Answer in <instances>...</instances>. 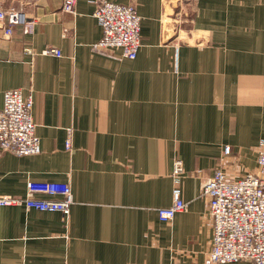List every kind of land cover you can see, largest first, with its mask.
Instances as JSON below:
<instances>
[{"label":"crops","instance_id":"obj_1","mask_svg":"<svg viewBox=\"0 0 264 264\" xmlns=\"http://www.w3.org/2000/svg\"><path fill=\"white\" fill-rule=\"evenodd\" d=\"M99 1L68 13L64 0H0L30 21L11 35L0 23V110L8 90L32 95L42 143L37 155L0 150V195L66 182L75 198L68 221L0 207V264H206L202 185L219 168L253 172L264 140V0H108L142 16L135 60L96 50ZM179 157L188 210L166 223Z\"/></svg>","mask_w":264,"mask_h":264},{"label":"built area","instance_id":"obj_2","mask_svg":"<svg viewBox=\"0 0 264 264\" xmlns=\"http://www.w3.org/2000/svg\"><path fill=\"white\" fill-rule=\"evenodd\" d=\"M77 0H64L63 10L74 13ZM95 17L103 29V38L95 45L98 51L120 50L124 58L135 60L142 47V16L135 5H120L108 0L96 2ZM0 23L6 24V34L15 26L30 23L22 8H3L0 2ZM42 55L62 57L58 48H48ZM34 100L22 89H11L4 94L0 110V150L18 156L42 152L38 124L35 121ZM71 149V142H67ZM226 154L230 148L225 149ZM185 171L182 158L174 162L173 203L158 209V217L169 223L177 214L188 210L182 183ZM202 196L209 198L213 221V238L206 264L250 262L264 264V140L257 150V172L240 179L231 178L219 168L202 185ZM75 204L71 185L66 182H34L27 184L26 196L17 198L0 195V207L24 206L41 212H59L66 221Z\"/></svg>","mask_w":264,"mask_h":264},{"label":"rangeland","instance_id":"obj_3","mask_svg":"<svg viewBox=\"0 0 264 264\" xmlns=\"http://www.w3.org/2000/svg\"><path fill=\"white\" fill-rule=\"evenodd\" d=\"M255 172H257V168L253 172H250V173H255ZM236 264H252V263H250V262H239V263H236Z\"/></svg>","mask_w":264,"mask_h":264}]
</instances>
